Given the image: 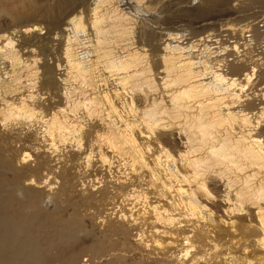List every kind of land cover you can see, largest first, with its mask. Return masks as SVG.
<instances>
[{
  "label": "bare ground",
  "instance_id": "bare-ground-1",
  "mask_svg": "<svg viewBox=\"0 0 264 264\" xmlns=\"http://www.w3.org/2000/svg\"><path fill=\"white\" fill-rule=\"evenodd\" d=\"M6 1L0 264H264V0Z\"/></svg>",
  "mask_w": 264,
  "mask_h": 264
},
{
  "label": "rangeland",
  "instance_id": "rangeland-1",
  "mask_svg": "<svg viewBox=\"0 0 264 264\" xmlns=\"http://www.w3.org/2000/svg\"><path fill=\"white\" fill-rule=\"evenodd\" d=\"M4 1H5L4 3L7 4V1H6V0H4ZM252 1H255V0H252ZM0 2H1V0H0ZM229 4H230V3H229ZM232 4H233V3H232ZM254 5L258 6V5H260V4L258 3V5H257V3H256V4H254ZM251 7H254V6H253V5H249V7L245 8V9H249V8H251ZM233 10H234V11H237V12L240 11V9H239L237 6H235V8H234ZM253 11H255V10H253ZM240 14L243 15L244 13L241 12ZM236 16H237V15H236ZM223 18H224V17H223ZM223 18H221V19H223ZM2 19H3V16H1V19H0V20H2ZM219 19H220V18H219ZM259 19H260V21H261V20L263 21V20H264V16L260 17ZM262 21H261V22H262ZM230 22L232 23L233 21H230ZM233 23H234V22H233ZM235 23H236V24H238V23L240 24V22H239L238 20H235ZM256 104H257V103H255V105H256ZM20 200H21V199H20Z\"/></svg>",
  "mask_w": 264,
  "mask_h": 264
}]
</instances>
